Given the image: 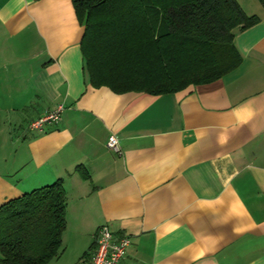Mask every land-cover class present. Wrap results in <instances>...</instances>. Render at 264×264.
I'll return each mask as SVG.
<instances>
[{"label":"crops","instance_id":"1","mask_svg":"<svg viewBox=\"0 0 264 264\" xmlns=\"http://www.w3.org/2000/svg\"><path fill=\"white\" fill-rule=\"evenodd\" d=\"M235 1L259 19L233 31L236 68L153 96L88 84L72 1L0 0V203L63 180L47 264H88L102 224L130 241L118 264H264V8Z\"/></svg>","mask_w":264,"mask_h":264},{"label":"trees","instance_id":"2","mask_svg":"<svg viewBox=\"0 0 264 264\" xmlns=\"http://www.w3.org/2000/svg\"><path fill=\"white\" fill-rule=\"evenodd\" d=\"M70 1L84 27L79 49L88 84L117 95H167L223 78L241 62L234 29L259 21L235 0ZM75 169L86 179L83 167ZM66 198L57 179L0 203V264L58 258Z\"/></svg>","mask_w":264,"mask_h":264},{"label":"built area","instance_id":"3","mask_svg":"<svg viewBox=\"0 0 264 264\" xmlns=\"http://www.w3.org/2000/svg\"><path fill=\"white\" fill-rule=\"evenodd\" d=\"M62 108L63 105L59 104L56 109L49 110L42 116L35 118L28 123L27 130L41 132L45 124L57 122ZM107 140L106 148L119 153L118 141L115 136L111 135ZM93 242L94 247L92 248L88 264H118L119 260L125 256V249L130 243L125 236L114 237L113 233L105 224L97 228Z\"/></svg>","mask_w":264,"mask_h":264},{"label":"rangeland","instance_id":"4","mask_svg":"<svg viewBox=\"0 0 264 264\" xmlns=\"http://www.w3.org/2000/svg\"><path fill=\"white\" fill-rule=\"evenodd\" d=\"M24 123L25 122H22L20 129H19V126H16L15 128H12V131L15 130L16 131V134H19L21 132V129H22L24 132H27L28 136L31 135L30 133H28L27 130H25ZM1 164H2V166L4 165L2 162H1Z\"/></svg>","mask_w":264,"mask_h":264}]
</instances>
